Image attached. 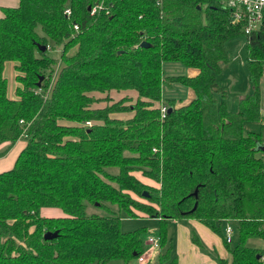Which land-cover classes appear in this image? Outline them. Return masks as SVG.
<instances>
[{
  "label": "trees",
  "instance_id": "obj_1",
  "mask_svg": "<svg viewBox=\"0 0 264 264\" xmlns=\"http://www.w3.org/2000/svg\"><path fill=\"white\" fill-rule=\"evenodd\" d=\"M242 35L252 90L232 111L217 77L230 62L227 42ZM7 62L15 63V99ZM167 62L196 74L166 76ZM263 78L264 26L246 35L220 0H19L4 8L0 145L26 144L0 172V264H179L168 226L182 219L221 237L229 257L219 264H264L249 244L264 241V138L245 130L247 122L264 126ZM175 84L193 97L165 98ZM112 91L136 97L114 100ZM47 207L64 215H41ZM122 213L160 220L156 258L147 228L123 231ZM231 222L234 247L222 228ZM47 232L58 235L46 240ZM192 241L203 248L197 234Z\"/></svg>",
  "mask_w": 264,
  "mask_h": 264
},
{
  "label": "rangeland",
  "instance_id": "obj_2",
  "mask_svg": "<svg viewBox=\"0 0 264 264\" xmlns=\"http://www.w3.org/2000/svg\"><path fill=\"white\" fill-rule=\"evenodd\" d=\"M227 49H228L229 56H230V62L223 66V71H221V73L218 75L217 81L220 86H223L227 89V93H228L227 104H228L229 109L232 111H236L238 109L239 96L242 95L240 93H242V91L249 86L252 88V85L248 77L247 50H246L245 36L242 35V36H238V37L230 39L227 42ZM10 63L11 62H9L8 64ZM6 70H7V73H9V66L6 67ZM164 71H165L166 76H177V75L190 76L194 73V71H192L191 68H188L180 63H174V62L165 63ZM12 73H13V69H12ZM6 78L8 80V86L10 87V91L14 94V91H13V84L15 83L14 75L9 76V74H7ZM263 81H264V78H263ZM189 92H190L189 88L183 85H180V84H175L173 88H167L165 90L164 97L165 98L174 97L177 99V101L180 102V101H185L188 98ZM125 95L131 96L134 99L136 97V93L133 91H126V92L121 91V93L112 91L110 93V96L114 100H117L121 98V96H125ZM94 96H96L97 98H104L106 94L94 93ZM106 104L107 102L100 101L99 103H96L95 106L96 107L105 106ZM121 116L125 118V117H128L129 114H124ZM245 130L246 132L248 131L261 132L264 138V126H262L260 122H247L245 124ZM100 213L102 212L100 211ZM41 215L43 216H63L64 213L59 208L47 207L41 210ZM192 220L194 219H182L174 223L172 222L168 226V237L169 239L174 241L173 254L177 257H178V252L176 248V242H175L176 238L175 237L177 236V233H178L176 230L177 228H180L178 227L180 225L184 226L185 235L188 233V231H190L191 241H192V236L195 233L198 235L200 241L203 244L202 249L208 248L206 243L204 242L205 240L202 238V235L199 234L195 225L191 223ZM233 225L234 224L232 223L231 224L232 228H233ZM143 227L147 228L148 235L158 236L159 231H160V220L157 218L148 217V216H144L141 214L138 215L137 217H131L125 213H122L121 229L123 231H133V230H136L138 228H143ZM222 228L225 234L226 225H223ZM237 243H238V237L233 229L231 247H234ZM249 244H250V241H249ZM255 244L259 245L264 255V243L263 242L261 243L260 240H256ZM222 245L226 249L224 243H222ZM166 249L167 247H165L163 251H165ZM158 252H159V248L158 249L153 248L151 245H149L147 248V253L149 256H151L152 260L156 258ZM91 264H95V263H91ZM107 264H124V262L122 260L117 259V260H112L108 262ZM130 264H148V259L145 262H140L139 260H133Z\"/></svg>",
  "mask_w": 264,
  "mask_h": 264
},
{
  "label": "crops",
  "instance_id": "obj_3",
  "mask_svg": "<svg viewBox=\"0 0 264 264\" xmlns=\"http://www.w3.org/2000/svg\"><path fill=\"white\" fill-rule=\"evenodd\" d=\"M18 4H19V0H0V16H2L4 8L16 7ZM8 63L9 62L5 64L4 75L5 77L7 76V74H9V76L14 75V80H15V83L13 84L14 94L10 91V87L8 86V96L12 99H15L16 98V88L18 86V83L16 81L17 73L15 71V63L14 62H11L10 64ZM7 66H9V73H7V70H6ZM12 69H13V73H12ZM195 74H196V71H194V73L190 76H193ZM251 89L252 88L250 86L244 89L242 93H240L242 95L239 96V100L245 94L251 92ZM261 93H262L261 110H262V115L264 117V81L263 79L261 83ZM192 97H193V93L190 90L189 96L186 99V101L190 100ZM25 144L26 142L22 138L18 140L12 146H10L9 142H5L0 145V172L8 170L14 165L19 153L24 148ZM176 221L178 220H172L171 223L172 222L174 223ZM191 223L195 225L199 234L202 235V238L205 240L204 242L206 243L208 248L202 249L200 246L193 243V241L190 240L191 239L190 231H188V233L185 235L184 226L182 225L178 226L180 228H177L176 230L178 233H177V236L175 237L176 238L175 242H176V248L178 252L179 264H219L217 260L218 256L229 257L227 250L222 245L223 242L219 235L212 232L210 229H208L207 227L199 223L197 220H192ZM256 240L257 239L249 240L250 244L261 249L259 245L255 244ZM171 241L173 245L174 241L173 240ZM262 242L264 243V241H261V243ZM213 249L215 252L213 251Z\"/></svg>",
  "mask_w": 264,
  "mask_h": 264
},
{
  "label": "built area",
  "instance_id": "obj_4",
  "mask_svg": "<svg viewBox=\"0 0 264 264\" xmlns=\"http://www.w3.org/2000/svg\"><path fill=\"white\" fill-rule=\"evenodd\" d=\"M222 4L230 11V18L233 24H241L243 26L244 33L249 35L250 33L259 30L264 26V0H220ZM94 7L92 12H95ZM67 16L71 15V10L67 8L65 10ZM78 29L77 25L74 26ZM167 108L162 107V114L165 115ZM91 122H86L87 126H90ZM233 228L231 224H227L225 228V234L228 241L232 240ZM147 242L153 248H159V238L157 236H150ZM264 261V255L262 256ZM140 262H144V257L139 258Z\"/></svg>",
  "mask_w": 264,
  "mask_h": 264
},
{
  "label": "water",
  "instance_id": "obj_5",
  "mask_svg": "<svg viewBox=\"0 0 264 264\" xmlns=\"http://www.w3.org/2000/svg\"><path fill=\"white\" fill-rule=\"evenodd\" d=\"M143 47H147L148 46V44L146 43V42H142V44H141ZM39 48H40V50H42V51H45L46 49H47V47L46 46H42V45H39ZM43 79V77L41 78V80ZM171 109L172 108H169V111H171ZM264 149V148H263ZM197 194V190H196V192H195V195ZM144 196H148V194L145 192L144 193ZM195 207H196V205H195ZM195 207L193 208V209H195ZM58 235V232H47L45 235H44V238L46 239V240H50V239H53V238H55L56 236Z\"/></svg>",
  "mask_w": 264,
  "mask_h": 264
}]
</instances>
